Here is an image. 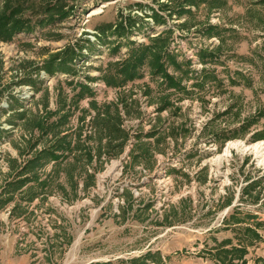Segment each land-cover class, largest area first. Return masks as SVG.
<instances>
[{
  "label": "rangeland",
  "instance_id": "rangeland-1",
  "mask_svg": "<svg viewBox=\"0 0 264 264\" xmlns=\"http://www.w3.org/2000/svg\"><path fill=\"white\" fill-rule=\"evenodd\" d=\"M40 1L24 12L33 34L0 42V264H136L148 253L146 264H217L214 248L236 245L235 230L264 224V166L251 150L226 152L264 143V0H202L167 25L152 18L155 0H57L75 13L44 26ZM125 17L144 28L120 37ZM170 29L173 83L144 65L106 85L115 62ZM71 49L75 73L46 72ZM202 49L217 60L203 64ZM113 126L126 137L112 140ZM258 230L247 264L264 261Z\"/></svg>",
  "mask_w": 264,
  "mask_h": 264
},
{
  "label": "trees",
  "instance_id": "trees-1",
  "mask_svg": "<svg viewBox=\"0 0 264 264\" xmlns=\"http://www.w3.org/2000/svg\"><path fill=\"white\" fill-rule=\"evenodd\" d=\"M170 3L163 4L161 0H155L159 10L156 12L154 9L149 8L152 13V18L156 25H167L168 20L178 15L179 17L191 13L187 10L188 7H195L199 9V5L202 0H167ZM42 13L46 14V17L39 21L37 25H55L61 24L70 18L75 13L74 7H68L64 3H58L57 0H41ZM213 4V3H212ZM141 6V5H140ZM34 7L31 0H7L0 11V42H12L14 38L21 33L33 34L36 30V25H33L31 20L24 17V12ZM36 9V7H35ZM32 9V10H35ZM166 12V17L161 13ZM147 16H144V18ZM177 17V16H176ZM126 18V17H125ZM178 18V17H177ZM125 21V20H124ZM120 21L119 25L115 28L114 25H110L105 29H101L100 32L106 34L107 32L115 28V32L120 37H127L136 28L143 29L144 23L140 18L127 17L126 22ZM211 28V27H209ZM208 31V29H207ZM206 31V32H207ZM211 31H219L217 27H212ZM174 30L170 29L164 32L163 35L150 40L149 45H140L138 48H134L129 52L127 58H124L121 62H115L110 67V72L103 77L104 82L108 87H120L125 85L126 82L137 79L140 73V69L145 65L150 67L154 71V77H164L167 82L173 83L174 77L170 74L166 68V60L169 58L172 64H175V58L170 55V47L172 43V35ZM71 49V55L68 53L57 54L52 56L48 61L45 70L47 73L53 75L56 72L75 73V70H69L67 68L70 58H75L79 55ZM201 62L205 65L207 61L217 60V52H211L207 49H202L199 53ZM219 56V55H218ZM81 95H91L94 90L83 86L80 90ZM81 96V97H82ZM116 134V135H115ZM108 136L112 140H119L125 138V134L116 129L115 126L111 127L108 131ZM115 137V138H112ZM260 137V136H259ZM264 139V138H261ZM123 144H120L121 147ZM53 154V153H52ZM26 183V180H20L19 185L22 188ZM240 221V220H239ZM234 224L239 226V222ZM241 223V222H240ZM258 227H246L235 230L237 244H233V240H226L220 243L215 249V253L211 255L217 264H247L246 256L248 255V247L253 246L257 241H262V236L259 234L258 228L264 226V224H257ZM238 232V233H237ZM154 254L148 253L141 259L136 260V264H146L147 261L154 259ZM158 263L159 261L156 260ZM264 264V261H260ZM161 263V260H160Z\"/></svg>",
  "mask_w": 264,
  "mask_h": 264
},
{
  "label": "bare ground",
  "instance_id": "bare-ground-1",
  "mask_svg": "<svg viewBox=\"0 0 264 264\" xmlns=\"http://www.w3.org/2000/svg\"><path fill=\"white\" fill-rule=\"evenodd\" d=\"M233 146L235 147L236 149H240V148H244V151H253L257 157V159L259 160V163L262 164L264 166V143H257L255 145H252L250 147H247L243 144H231L226 152L229 153V148Z\"/></svg>",
  "mask_w": 264,
  "mask_h": 264
}]
</instances>
